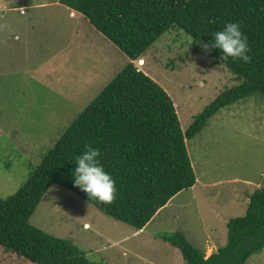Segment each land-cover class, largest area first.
Wrapping results in <instances>:
<instances>
[{"label": "rangeland", "instance_id": "374dc122", "mask_svg": "<svg viewBox=\"0 0 264 264\" xmlns=\"http://www.w3.org/2000/svg\"><path fill=\"white\" fill-rule=\"evenodd\" d=\"M140 59V60H139ZM136 67L172 98L181 128L240 80L174 27ZM129 61L58 0H0V197L13 194L76 116ZM143 64H141V63ZM196 181L140 230L51 184L29 223L69 239L98 264H185L160 235L181 232L205 257L224 246L227 222L264 189V96L251 94L212 115L186 140ZM0 264H35L0 246ZM245 264H264V247Z\"/></svg>", "mask_w": 264, "mask_h": 264}, {"label": "trees", "instance_id": "16d2710c", "mask_svg": "<svg viewBox=\"0 0 264 264\" xmlns=\"http://www.w3.org/2000/svg\"><path fill=\"white\" fill-rule=\"evenodd\" d=\"M80 13L129 59L76 116L11 195L0 197V246L35 264H98L78 245L29 223L51 184L72 191L103 214L142 229L176 194L191 188L195 174L186 140L219 109L251 94L264 96V0H58ZM239 22L251 60L223 62L240 82L224 90L183 130L172 98L135 60L165 32L181 28L195 48ZM143 64V63H141ZM99 148L101 163L116 181L111 203L88 200L73 184L74 158L85 145ZM160 237L178 248L185 264H245L264 247V189L249 196L244 215L227 222L224 246L205 257L181 232Z\"/></svg>", "mask_w": 264, "mask_h": 264}, {"label": "clouds", "instance_id": "9594fccd", "mask_svg": "<svg viewBox=\"0 0 264 264\" xmlns=\"http://www.w3.org/2000/svg\"><path fill=\"white\" fill-rule=\"evenodd\" d=\"M200 46L205 54H210L213 49L218 50L223 62L239 60L247 64L251 60L248 40L239 22L226 23L221 30L212 34L210 44L202 43ZM100 157L99 148L86 144L84 150L73 160L76 166L71 176L74 186L86 193L89 201L107 204L117 196L116 181L105 170Z\"/></svg>", "mask_w": 264, "mask_h": 264}, {"label": "crops", "instance_id": "0c3cea01", "mask_svg": "<svg viewBox=\"0 0 264 264\" xmlns=\"http://www.w3.org/2000/svg\"><path fill=\"white\" fill-rule=\"evenodd\" d=\"M71 10V9H70ZM72 13H75V11L71 10Z\"/></svg>", "mask_w": 264, "mask_h": 264}, {"label": "bare ground", "instance_id": "6f19581e", "mask_svg": "<svg viewBox=\"0 0 264 264\" xmlns=\"http://www.w3.org/2000/svg\"><path fill=\"white\" fill-rule=\"evenodd\" d=\"M141 63V62H140Z\"/></svg>", "mask_w": 264, "mask_h": 264}]
</instances>
